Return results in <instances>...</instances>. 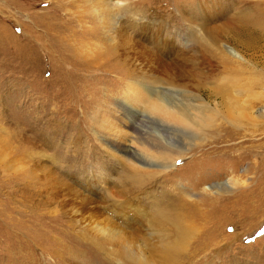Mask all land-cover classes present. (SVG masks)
I'll return each mask as SVG.
<instances>
[{
	"label": "rangeland",
	"instance_id": "rangeland-1",
	"mask_svg": "<svg viewBox=\"0 0 264 264\" xmlns=\"http://www.w3.org/2000/svg\"><path fill=\"white\" fill-rule=\"evenodd\" d=\"M122 2L112 16L87 0H0V264H57L58 237L85 264H131L95 232L129 210L159 231L132 235L150 264H264V0ZM218 95L245 103L242 126L204 111ZM155 138L173 158L158 161Z\"/></svg>",
	"mask_w": 264,
	"mask_h": 264
},
{
	"label": "bare ground",
	"instance_id": "bare-ground-1",
	"mask_svg": "<svg viewBox=\"0 0 264 264\" xmlns=\"http://www.w3.org/2000/svg\"><path fill=\"white\" fill-rule=\"evenodd\" d=\"M128 1V0H126ZM87 5H89V8H93V12L94 13H98L99 15H101V10H100V7L102 8H105V10L109 11L108 13H110L112 16L115 15V13L117 11H119L122 7H121V4H123L122 0H98L97 2H94V3H90L89 0H87ZM72 4V3H71ZM75 4V3H74ZM100 10V11H99ZM103 11V10H102ZM117 15V13H116ZM108 16V15H107ZM79 17H81V14L79 12V15L77 17V19H79ZM103 18L104 17H100L98 18L99 22L102 20L103 21ZM100 24V23H99ZM104 24V23H103ZM107 29V28H106ZM72 50V49H70ZM74 54H75V51L73 50ZM80 52V51H79ZM77 53L76 55H79L80 53ZM76 57V56H75ZM80 57V56H79ZM174 59V57L172 58ZM176 59V58H175ZM172 64V63H171ZM177 64V63H176ZM158 65V64H157ZM164 65V64H163ZM174 65V64H173ZM162 66V65H161ZM163 67V66H162ZM166 67V66H164ZM179 67V66H178ZM97 70V69H96ZM163 94H168L170 96H173L171 94L170 91H166V92H163ZM141 95V94H139ZM219 96V95H218ZM221 98V103L220 104V107L215 108L216 109H213V110H204L205 112H207L208 116H214V117H220L222 120H224V122H227V124H230L233 126H236V128L238 126H242V119H244L245 117V109H246V105L243 101H238V100H234V99H231L229 97H224L223 96H219ZM114 99V97H113ZM148 99V95L145 93H142L141 97L138 98V102H140L141 106L145 103V101ZM159 102H162L163 104H167L168 102V99H164L161 101H158V99L154 100L153 103H149L148 106L151 110H154V111H159L161 109V107H164L165 105H159ZM174 104V103H173ZM169 106H171L170 104H167ZM125 111L126 113H132L130 112L129 110H134V108L132 109L131 107H125ZM205 112H203L204 114H206ZM173 115L175 116H178V117H181L183 119H189L188 117H190V115L184 111H182L181 109L177 108L173 111ZM130 116V115H129ZM139 116V114H138ZM204 116V115H203ZM137 117V116H136ZM213 117V118H214ZM142 119H146L141 125L139 124V127H137V129H135V132L137 135H142L144 136V130L143 129H146L147 132L148 130L151 132L153 127H150L152 126L151 124L152 123H149L147 120L149 119L148 117H141ZM152 121L154 122H157L156 119H153L151 118ZM212 120H209V124L211 123ZM132 122V121H131ZM148 122V123H147ZM203 122V121H202ZM134 123V122H132ZM201 123V122H200ZM128 125H131V124H128ZM155 127H158L162 130L164 136H166L169 140L168 142L171 144V143H177V144H181L180 141H178V139H175V137L173 138L172 135L170 136V134H168L167 132L171 133V130H167L166 128H164V126L162 124H159L156 125V124H153ZM192 125V124H191ZM203 125H206V124H198L196 126V128L198 129H204ZM208 126V124L206 125ZM166 127V126H165ZM178 131V129H174V131ZM161 132V131H160ZM178 133V132H177ZM196 134V133H195ZM191 135V134H190ZM151 136V135H150ZM179 136V134H178ZM194 135L192 134V137ZM196 137V135L194 136ZM150 139L154 137H149ZM164 138V137H163ZM172 138V139H171ZM177 138V137H176ZM156 140H154L151 144V142L149 141H146V144L148 146H150L151 148H153V150L156 151V153L159 155L158 157V161H161V160H165V159H169V158H173L174 156V151L175 149L173 148H168L169 144L167 141H161V140H158L157 138H155ZM159 141V142H158ZM167 144H166V143ZM166 144V145H165ZM177 150H175L176 152ZM123 153L127 156H129L133 161L137 162L138 164L140 165H143L145 166L146 168L148 169H159L161 166L156 162H150L144 158H142L141 156H139V154H137V152H135V150H133V148H124L123 149ZM205 153V152H204ZM203 153V154H204ZM179 154V152H178ZM177 157H179V155H177ZM132 161V162H133ZM174 162V161H173ZM135 165V163L133 162V166ZM229 187L227 186V184L224 182V183H219V184H214L212 186H210L208 189H215V188H220V187ZM221 187V188H222ZM204 189H207V188H204ZM225 189V188H224ZM228 189V188H227ZM102 195V194H101ZM86 198V197H85ZM126 203V202H125ZM95 204V203H94ZM126 205V204H125ZM102 206V205H101ZM124 206V205H123ZM135 207V206H134ZM90 208V207H89ZM85 209L86 207L85 206H80L79 209H77L75 211V214L78 215V216H83L84 212H85ZM88 209V208H87ZM95 208L91 207V210H94ZM100 209V208H98ZM124 209V208H122ZM89 210V209H88ZM106 211V210H105ZM53 212V211H52ZM103 212V211H102ZM130 210L125 213V212H119L117 214L116 217H118V220L121 221V223H123V228L120 229L119 226L117 227H114L113 225L115 224V222H110L107 221L105 222L106 224L104 226H99L98 224L96 225L95 227V232L101 237V240L102 242L106 243V244H110V245H114L116 247L119 248L120 250V254L123 255L125 257V259L131 263V264H150L148 262V258L146 257L145 253L140 249L141 247L138 245V243L135 245L134 244V247H132V243H133V238H132V235H137L139 234L140 230L139 228L142 226V228L144 227L145 229V232H146V236H149L150 238L153 237L154 235H158L159 234V231L154 229L152 225H154V223L152 222V217L150 215V221H149V216L148 214L145 213L144 214H140V216L142 217L141 218H137L135 217V214L138 215L139 213H129ZM143 212V211H142ZM106 213V212H104ZM117 219V218H116ZM20 220V219H19ZM19 220H14L16 222V227L17 225L20 227V228H23V225L19 222ZM46 220V219H45ZM50 220V219H49ZM48 220V221H49ZM51 221V220H50ZM7 222V221H5ZM23 223V222H22ZM33 224V223H32ZM35 224V223H34ZM33 224V225H34ZM7 225V223H6ZM46 225V224H45ZM175 225L177 227V229L179 230L180 233H184V234H188V231L184 228L183 229V226L180 225L179 222H175ZM43 226V225H42ZM116 226V225H115ZM15 228V227H14ZM38 228V226H37ZM26 229V228H25ZM30 229V228H28ZM32 229V228H31ZM44 229V228H43ZM17 230V229H16ZM132 230L133 232L130 233ZM24 231V229H23ZM17 232V231H16ZM20 232V231H19ZM31 232V231H29ZM33 232V231H32ZM36 233V232H35ZM40 233V232H39ZM42 233V231H41ZM51 233H49V231H46L45 234H44V237L48 238V240H51L49 238ZM19 235V234H18ZM34 236V234H31ZM37 235V234H36ZM42 235V234H41ZM38 236V235H37ZM24 237V236H23ZM42 237V236H41ZM17 238V237H16ZM38 238V237H37ZM25 239V238H24ZM57 240H55V243H57L58 245H55V250L52 252L50 250H48V254L49 256H51L52 258H54L56 260V263L57 264H85V262H90L91 261L89 259H86L88 258L87 254L85 253V250L83 251V249L81 250L79 247L78 248H73V241L71 242L70 240H66L67 243L65 242V239L63 238H56ZM28 240V238H27ZM22 241V240H21ZM44 242V241H43ZM29 243V242H28ZM54 243V242H53ZM49 244V243H48ZM51 244H52V241H51ZM103 244V243H102ZM26 246V245H24ZM101 246V245H100ZM54 247V246H53ZM160 248H163L164 252L165 253H169L170 252V248L169 247H166V246H162L160 245L159 246ZM50 248V247H49ZM73 248V249H72ZM114 251V250H113ZM69 257V260L66 261V259ZM84 262V263H83Z\"/></svg>",
	"mask_w": 264,
	"mask_h": 264
},
{
	"label": "snow or ice",
	"instance_id": "snow-or-ice-1",
	"mask_svg": "<svg viewBox=\"0 0 264 264\" xmlns=\"http://www.w3.org/2000/svg\"><path fill=\"white\" fill-rule=\"evenodd\" d=\"M229 231H232V229H229ZM258 235L264 236V230H262L260 233H258Z\"/></svg>",
	"mask_w": 264,
	"mask_h": 264
}]
</instances>
